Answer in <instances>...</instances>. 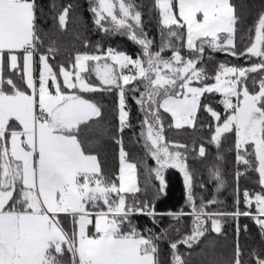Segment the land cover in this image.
<instances>
[{"label":"snow or ice","instance_id":"obj_1","mask_svg":"<svg viewBox=\"0 0 264 264\" xmlns=\"http://www.w3.org/2000/svg\"><path fill=\"white\" fill-rule=\"evenodd\" d=\"M154 5L162 25L157 51H152L153 40L143 31L141 12L132 0H90L95 25L106 32L126 34L141 46V54L133 59L112 48L103 55L77 53L73 64L68 68L60 64L57 72L49 63L57 51L53 38V46L39 53L37 77L34 57L37 43L43 44L46 34L37 25L36 0H0V264H63L65 253L71 264H162L158 242L166 233L139 230L129 218L133 213L147 215L154 223L162 215L176 220L183 215L192 217L191 234L170 242L171 264H187L178 245L191 248L208 231L209 221L212 231L220 233L217 217L228 214L207 212L214 200L202 199L197 207L187 147L166 141L162 111L170 114L179 129L194 127L204 107L217 121L210 142L219 147L222 136L234 131L237 163L253 168L264 189V76L258 90L250 91L247 85L250 73L264 72V9L249 28V32L254 30V40L237 52L235 35L241 17L230 0H154ZM71 10L72 5L64 6L54 18L58 30H66ZM173 39L181 41L191 55L183 56ZM205 46L237 58L256 57L259 63L247 68L222 63L215 82L205 83L208 77L197 67ZM169 49L172 54L165 58L162 53ZM5 55L9 70L20 76L24 88L11 75L5 77ZM91 73L98 84L89 81ZM134 81L142 83L144 90L129 88ZM112 88L118 90L120 132L130 127L126 92H139L135 102L144 113L140 136L156 165L148 169L144 189L136 180L137 165L126 162L122 141H118L119 173L109 180L97 156L87 154L79 139L82 127L101 116L100 107L81 93ZM205 93L222 95L226 118L201 104ZM205 154L201 145L199 155ZM168 168L183 174L189 213H157L155 209L154 201L166 192ZM210 172L223 187L219 169ZM242 174L238 172L237 177ZM152 178L158 185L151 183ZM142 191L145 199H135ZM242 195L246 206L255 202V223L264 235V190L254 194L244 190ZM236 203L238 207L239 192ZM62 214L72 217L71 233L61 224ZM241 255L237 244L234 264H243ZM250 255L255 264H264V256L255 251Z\"/></svg>","mask_w":264,"mask_h":264},{"label":"trees","instance_id":"obj_2","mask_svg":"<svg viewBox=\"0 0 264 264\" xmlns=\"http://www.w3.org/2000/svg\"><path fill=\"white\" fill-rule=\"evenodd\" d=\"M132 2L135 4L136 10L141 12L143 31L147 34L148 39L153 40L152 51H157L161 44L162 25L154 0H132ZM230 2L236 6L237 15L241 17L235 35V50L243 52L254 40V30L249 32V28L254 25L258 13L264 9V0H230ZM36 5L38 28L42 34H46L42 35L43 44L37 43L38 53L35 55L37 70L39 53H45L50 46H53V38L57 51L50 55L49 63L57 72L59 71L58 65L63 64L68 68L73 64L77 53L103 55L107 49L112 48L125 52L135 59L142 52L141 46L130 40L126 34L106 32L95 25L93 13L90 11V0H36ZM67 5H72V10L66 30H58V21L54 18ZM172 42L177 47H181V41L173 39ZM171 54L170 49L162 53L165 58L170 57ZM181 54L185 57L191 55L186 47H181ZM222 63L227 66L247 68L254 63H259V58L247 56L237 58L227 52L205 46L202 58L197 64L198 68L204 69L208 77L204 81L205 83L215 82L213 77ZM3 71L5 77L11 75L21 88L25 87L20 76L14 71H10L8 66H5ZM262 76H264V72L249 74L247 85L250 91L258 90V82ZM88 78L93 84L99 83L94 73H91ZM196 85L201 86L200 84ZM131 87H138L140 91L144 90L143 84L136 81L129 86V88ZM81 94L96 103L101 109V116L81 129L79 139L86 153L96 155L104 177L113 180L119 173L121 144L118 141H122L123 148L127 153L126 161L137 165L138 186L144 189L145 183L149 179L148 169L156 165L145 150L144 141L140 136L144 113L135 102V97L139 95V92H126L130 127H126L123 132L119 131L117 89ZM222 99V95L219 93H205L201 97V104L211 106L214 111L220 113L222 118H226L227 113L220 102ZM162 116L164 120L163 134L166 141L183 144L187 147L186 162L193 175V193L197 207L200 206L202 199L203 201L214 200L215 203L208 205L206 211L228 214L217 217L221 220L220 233L212 231L209 221L206 225L208 231L198 242L193 243L191 248L179 244L177 251L187 261V264H234L235 250L239 244L243 264H255V258L250 254L255 251L264 256V235L261 234L260 227L255 223V202L253 201L251 207L246 206L242 194L244 190L254 194L264 189L259 184L258 173L253 168L237 164L235 132L224 134L219 147H217L215 143L210 142L217 121L204 107L198 111L194 127L185 125L178 129L174 126L170 114L162 111ZM169 125L172 126L169 127ZM201 145L206 149V154L203 157L199 155ZM176 150L185 152V149ZM248 158L252 159L254 163L253 157ZM213 168L219 169L224 181L223 187H220L219 182L212 177L210 170ZM238 172L243 174L237 177ZM164 175L167 188L165 194L154 201L157 213H178L181 210L184 213L191 212V208L186 202L183 174L176 168H168ZM151 183L158 185V181L154 178L151 179ZM238 192L239 205L237 207ZM135 199H145L143 191L137 193ZM131 200L130 194L129 203ZM237 211L250 212L251 215H231ZM129 218L132 224L143 232L151 230L156 235H160L162 232L166 233L165 238L158 242L159 258L162 264H171L170 242L178 241L185 235L191 234L192 217L189 215H183L179 220L168 215L157 216L155 223L151 217L143 214L133 213ZM60 220L64 229L71 233L73 230L72 217L61 215Z\"/></svg>","mask_w":264,"mask_h":264},{"label":"rangeland","instance_id":"obj_3","mask_svg":"<svg viewBox=\"0 0 264 264\" xmlns=\"http://www.w3.org/2000/svg\"><path fill=\"white\" fill-rule=\"evenodd\" d=\"M178 11V10H177ZM34 59H35V62L37 63V61H36V56L34 57ZM134 59V58H133ZM21 64H22V61H21ZM5 66H8L7 65V60H6V55H5V60H4V68H5ZM35 67H36V72L34 73V75L35 76H37L38 77V74H39V67H38V70H37V66H36V64H35ZM4 70V69H3ZM125 72H126V74H128L127 73V70H125ZM194 86H199V85H194ZM223 98V97H222ZM235 102V101H234ZM126 162H128V161H126ZM130 163V162H129ZM135 175H136V180H137V183H138V178H137V170H136V173H135ZM94 219V218H93ZM89 228H90V231H92V226L90 225L89 226Z\"/></svg>","mask_w":264,"mask_h":264},{"label":"crops","instance_id":"obj_4","mask_svg":"<svg viewBox=\"0 0 264 264\" xmlns=\"http://www.w3.org/2000/svg\"><path fill=\"white\" fill-rule=\"evenodd\" d=\"M92 231H94L93 228H92ZM63 264H71V257L67 253H65V255L63 256Z\"/></svg>","mask_w":264,"mask_h":264},{"label":"built area","instance_id":"obj_5","mask_svg":"<svg viewBox=\"0 0 264 264\" xmlns=\"http://www.w3.org/2000/svg\"><path fill=\"white\" fill-rule=\"evenodd\" d=\"M238 164V163H237Z\"/></svg>","mask_w":264,"mask_h":264}]
</instances>
